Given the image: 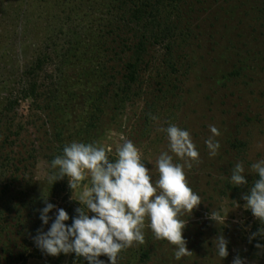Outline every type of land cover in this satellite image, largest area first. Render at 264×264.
I'll list each match as a JSON object with an SVG mask.
<instances>
[{"label":"rangeland","instance_id":"obj_1","mask_svg":"<svg viewBox=\"0 0 264 264\" xmlns=\"http://www.w3.org/2000/svg\"><path fill=\"white\" fill-rule=\"evenodd\" d=\"M63 3L0 0V264H88L74 253L47 255L34 241L38 230L50 228L58 209L68 212L70 225L81 207L72 199L68 178L53 193L49 190L48 148L61 120L90 125L92 143L111 148L112 157L119 144L131 140L149 170L154 165L148 161L169 150L160 130L169 124L190 131L199 152L186 177L202 202L190 217H181L191 254L177 261L174 246L156 240L146 226L145 243L122 251L118 264H233L236 258L264 264V225L245 209L243 199L258 179L250 165L264 158V0L185 1L181 18L189 35L179 38L172 55L165 45H150L136 84L119 91L128 48L111 36L98 42L94 24L100 13L92 4L75 2L78 27L56 21L64 16ZM39 54L48 56L44 67L26 75ZM101 63L109 71L106 84L115 73L118 79L108 85L101 111L87 119ZM35 80L38 91L30 95L28 82ZM10 125L11 131L3 133ZM209 125L220 132L215 157L205 144ZM239 143L245 146L232 147ZM13 162L19 164L12 167ZM237 162L249 172L246 184L234 186L240 192L227 188ZM46 200L56 205L48 225L40 219ZM213 211L220 213V224L210 219ZM221 235L229 251L223 260L215 256L213 243ZM100 259L110 264L107 256Z\"/></svg>","mask_w":264,"mask_h":264},{"label":"clouds","instance_id":"obj_2","mask_svg":"<svg viewBox=\"0 0 264 264\" xmlns=\"http://www.w3.org/2000/svg\"><path fill=\"white\" fill-rule=\"evenodd\" d=\"M160 130L166 133L169 150L161 152L154 163L148 161L154 165L152 170L145 166L139 149L131 140L119 144L114 157L110 155L111 148L94 143L66 144L62 155L51 162L55 171L48 183L52 186L67 177L73 190L72 199L81 207L76 209L78 215L72 218L70 225L66 224L70 219L68 212L58 209L50 228L46 232L38 230L34 237L37 247L50 256L74 253L88 264H105L101 256H107L110 264H118L122 251L145 243L147 226L156 240L174 246L177 261L190 255L183 236L186 223L181 217L185 214L190 217L202 202L186 177V169L190 170L193 163L199 161V152L187 129L169 124ZM209 131L211 135L205 144L209 156L215 157L220 149L216 139L220 132L215 125H209ZM250 168V173L258 174V179L250 194L243 196L244 207L264 225V158L252 163ZM245 173L249 172L243 162H237L231 169L230 183L233 186L246 184ZM81 188L83 191L74 195ZM55 208L56 205L45 201L40 210L44 225L49 224V213ZM210 219L220 224V213L213 211ZM213 243L215 256L223 260L229 255L228 241L222 235ZM233 264H244V261L236 258Z\"/></svg>","mask_w":264,"mask_h":264},{"label":"trees","instance_id":"obj_3","mask_svg":"<svg viewBox=\"0 0 264 264\" xmlns=\"http://www.w3.org/2000/svg\"><path fill=\"white\" fill-rule=\"evenodd\" d=\"M64 16L60 15L55 17L56 21H63L67 25L75 28L80 25V19L77 16H73L77 3H82L80 6H88L92 4L95 9L100 13V17L95 21V28L98 31V42L107 41L108 37H113L120 46L128 48V56H126L121 64V77L120 84L116 88L118 91L122 88L124 90L131 89L139 79L140 76V64L142 58L146 54L148 47L152 44L165 45L167 54L172 55L176 44L179 42L181 36L189 35V33L183 30L182 14L184 11V2L187 0H63ZM189 1V0H188ZM75 9V8H74ZM62 23V24H64ZM61 25V22H60ZM184 33V34H183ZM105 38V39H104ZM121 56V54H116ZM48 56L45 54H39L35 63L27 70L26 75H34L38 70H41ZM118 65V64H117ZM117 65L114 68H117ZM99 71L97 72L98 82L93 89L94 94L89 99L90 106L85 110L87 119L94 117L98 111H101L106 102V91L108 85H115L118 79L117 73L114 76H110L112 80L111 84L105 82L109 80L108 68L104 64H100ZM119 66V65H118ZM113 77V78H112ZM27 90L30 91V95H35L38 91L37 80L34 82H28ZM49 107V104L48 106ZM54 108V106H52ZM92 108V109H91ZM48 109V108H47ZM51 112L46 113L47 116ZM54 113V110H52ZM95 118V117H94ZM91 119V118H90ZM70 120V119H69ZM62 121V120H61ZM59 121V125L56 126V132L53 134L52 146L48 148L50 154L48 158L50 164L52 160L62 155L63 148L66 144H70L73 141L92 143L95 135L92 127L87 123L74 124L68 122ZM64 121V120H63ZM79 121V120H78ZM58 124V123H57ZM12 129V126H6L3 133H8ZM245 146L244 143L233 144L234 148H241ZM18 163L13 162L11 166L14 167ZM51 169L50 175L54 172ZM22 175V174H20ZM64 179L58 180L49 190L53 193L55 188L61 184ZM228 189H233L240 192L239 187L231 186L227 183ZM71 216V219L76 217Z\"/></svg>","mask_w":264,"mask_h":264}]
</instances>
